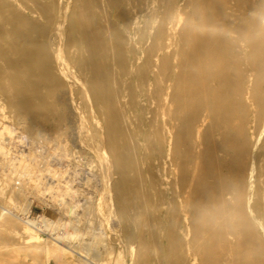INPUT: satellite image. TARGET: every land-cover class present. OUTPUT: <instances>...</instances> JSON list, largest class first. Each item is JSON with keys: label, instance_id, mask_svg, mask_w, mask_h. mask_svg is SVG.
Listing matches in <instances>:
<instances>
[{"label": "bare ground", "instance_id": "obj_1", "mask_svg": "<svg viewBox=\"0 0 264 264\" xmlns=\"http://www.w3.org/2000/svg\"><path fill=\"white\" fill-rule=\"evenodd\" d=\"M63 136L45 186L97 178L133 264H264V0H0V194L30 192L20 165ZM35 200L0 213L14 253L107 264L71 225L40 236Z\"/></svg>", "mask_w": 264, "mask_h": 264}, {"label": "rangeland", "instance_id": "obj_2", "mask_svg": "<svg viewBox=\"0 0 264 264\" xmlns=\"http://www.w3.org/2000/svg\"><path fill=\"white\" fill-rule=\"evenodd\" d=\"M75 134H78L81 139H85L86 133L84 130L76 129ZM65 142H67V138L66 136H63L58 143L41 146V148H38L39 152H36V150L33 151V154L28 155L31 156V158L29 157V160L23 162L24 164L20 166L27 165L31 169L38 168L42 171V177L39 180H35V178L32 181L30 192L15 193L13 195L9 193L0 194V213L1 211L10 210L14 214L20 216L27 204L28 198L39 193L41 197L47 199V202L35 200L30 207V217L37 218L45 215L48 217L47 219L49 221L51 220L50 222H54L52 226L48 227L50 231L46 229L42 233L39 232L40 236L48 237L54 227L57 229L58 233L65 236L66 226L71 225V232L68 233V236L72 243H75L82 248H90L92 254L101 256L105 262L108 253L112 252L111 256H109L111 259H107V264H117V256L125 258L124 264H133L132 253L125 249L122 252L119 251L117 246L114 245L113 241L110 239L111 230L108 232L110 228V221L107 214L108 204L104 205L102 202V191L100 190V182L97 178H89V180H87L86 178H83L81 172L72 175L69 170L65 174L64 180L70 181L69 185L73 186L77 191L75 197H72L71 195H66L64 197L54 196L55 189L45 186L46 178H54L56 172L59 171V168L55 166L54 163L52 166H47L45 160L52 153H59L62 147L57 150L55 148L63 146ZM77 150L67 147L69 160H73L79 155ZM85 167L97 171L99 169V164L97 161H91ZM19 168L27 173L21 167ZM81 177L83 180H81ZM18 182L19 181L16 183ZM78 199L82 200L81 203H83V205L89 203L86 207L75 206L74 202ZM101 217L105 219L104 227L107 229L106 231L109 236L107 243H104L105 245L101 243L100 239L97 237V233L101 227L100 221L103 220ZM13 227L14 226L11 223L0 222V264H83L82 260L79 258L71 260L64 259L63 262L57 261L53 257L47 258L42 250H38L37 255L24 252L14 253L11 244L9 243ZM119 264H123V262Z\"/></svg>", "mask_w": 264, "mask_h": 264}, {"label": "built area", "instance_id": "obj_3", "mask_svg": "<svg viewBox=\"0 0 264 264\" xmlns=\"http://www.w3.org/2000/svg\"><path fill=\"white\" fill-rule=\"evenodd\" d=\"M45 226H46V225H45ZM46 229H48L47 226H46V227H43V228H42V231L44 232Z\"/></svg>", "mask_w": 264, "mask_h": 264}]
</instances>
